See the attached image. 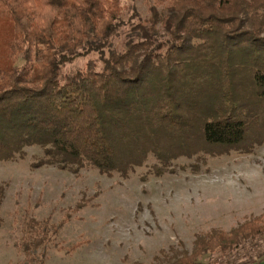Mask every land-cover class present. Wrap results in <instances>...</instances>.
Returning a JSON list of instances; mask_svg holds the SVG:
<instances>
[{
    "label": "trees",
    "instance_id": "obj_1",
    "mask_svg": "<svg viewBox=\"0 0 264 264\" xmlns=\"http://www.w3.org/2000/svg\"><path fill=\"white\" fill-rule=\"evenodd\" d=\"M147 1L141 21L134 9L123 18L122 0H0V161L37 145L33 168L127 178L151 153L161 175L182 155L250 152L264 141V0ZM90 53L98 59L63 72ZM67 220L25 219V264ZM260 238L263 214L154 264H202Z\"/></svg>",
    "mask_w": 264,
    "mask_h": 264
},
{
    "label": "rangeland",
    "instance_id": "obj_2",
    "mask_svg": "<svg viewBox=\"0 0 264 264\" xmlns=\"http://www.w3.org/2000/svg\"><path fill=\"white\" fill-rule=\"evenodd\" d=\"M122 4L125 20L133 9L141 21L149 16L147 0ZM127 33L123 28L112 38L113 50L125 48ZM98 56L79 58L63 72ZM23 151L15 161H0V264H25L20 244L26 218L48 220L49 226L68 219L37 249L36 264H154L156 258L166 263L175 252H191L198 235L228 232L264 215V141L250 152L229 150L198 160L182 155L161 175L154 173L160 162L151 153L127 178L90 167L77 174L33 168L41 147ZM256 243L227 255L206 254L200 262L264 264V238Z\"/></svg>",
    "mask_w": 264,
    "mask_h": 264
}]
</instances>
